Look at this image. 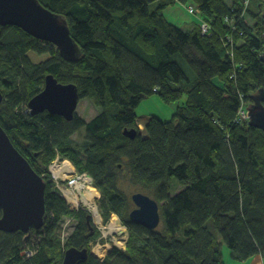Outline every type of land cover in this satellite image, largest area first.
<instances>
[{
  "label": "trees",
  "instance_id": "16d2710c",
  "mask_svg": "<svg viewBox=\"0 0 264 264\" xmlns=\"http://www.w3.org/2000/svg\"><path fill=\"white\" fill-rule=\"evenodd\" d=\"M40 1L67 18L82 54L63 59L54 44L0 23V125L47 182L45 225L0 229V264H62L72 247L90 254L76 264H224L223 241L234 260L264 256V131L242 115L264 87V0L255 11L246 0ZM191 2L200 11L193 30L166 18L170 5ZM31 52L48 57L36 62ZM48 75L77 85L99 115L30 114ZM154 93L182 104L170 120L149 117L144 134L136 109ZM133 128L131 139L124 131ZM57 156L94 178L104 220L115 212L129 227L125 250L115 246L104 261L91 253L101 232L50 182ZM126 179L158 201V228L130 220ZM71 217L77 225L64 240Z\"/></svg>",
  "mask_w": 264,
  "mask_h": 264
},
{
  "label": "water",
  "instance_id": "95a60500",
  "mask_svg": "<svg viewBox=\"0 0 264 264\" xmlns=\"http://www.w3.org/2000/svg\"><path fill=\"white\" fill-rule=\"evenodd\" d=\"M0 23L16 26L39 40L54 44L63 59L75 62L82 51L71 36L67 18L48 7L40 0H0ZM264 62V53L262 54ZM41 92L28 102L30 114L48 111L73 120L79 107L80 92L77 85L61 83L48 75ZM4 95L0 90V109ZM249 125L264 131V87L252 96ZM129 138L137 136L136 129L125 130ZM46 180L35 171L12 143L0 125V229L4 232H28L43 227L46 219ZM136 205L129 214L130 220L154 230L161 222L159 203L147 193L135 192L132 197ZM91 216H89V219ZM92 253V252H91ZM62 264H76L89 258L87 248H69L64 253Z\"/></svg>",
  "mask_w": 264,
  "mask_h": 264
},
{
  "label": "rangeland",
  "instance_id": "374dc122",
  "mask_svg": "<svg viewBox=\"0 0 264 264\" xmlns=\"http://www.w3.org/2000/svg\"><path fill=\"white\" fill-rule=\"evenodd\" d=\"M251 1H252V3H251ZM258 4H259V0H246L245 7L247 5L251 6L252 9H254V11H255V10H257ZM188 5H191V6H188ZM185 8H186V12H188V15L192 16L191 14L193 12H191L190 9L192 10V8H193V10H195L196 5H195V3L191 2L190 4H185ZM172 9H173V7H172ZM248 10H246V12L244 13L245 17L246 16L248 17ZM165 13H166V15L168 16L169 19L175 20V19H173L169 9H167L165 11ZM263 13H264V11H263ZM188 15H183V18L185 16H188ZM250 18H252V15H250L248 20L251 21L250 23L252 24V26L255 25L256 24V20L250 19ZM230 21L231 22L229 24L231 26V23L233 22V20H230ZM174 22H177V21H174ZM231 28H232V26H231ZM228 39H229V42L234 41V39L232 38L231 34H229ZM31 56H32L33 60L36 61V62L42 61L43 59H46L48 57V55H46V54L42 55V56H39V55L35 54L34 52H31ZM142 100L143 101H142L141 105H139L137 107V109H136V111L138 112V122L140 123L139 127H140L141 131H143V129H144L145 125H146V121H147V119L149 117H152L153 115H156L157 117H159L163 121L164 120L165 121L166 120H170L172 118V115H173L174 111H175L174 110L175 107H177L179 104H182V101L167 102L166 100L161 99V97L157 93L149 95V96L143 98ZM79 103L80 104H79V107L77 109V114H79L85 120L94 118L95 116L99 115V112L101 111V109L99 107H97L88 98L80 100ZM248 106H249L248 108H250L249 104H248ZM28 111L30 112L29 107H28ZM248 114H249V111H248V113L245 110L242 111V115L248 117ZM143 133L146 134L144 131H143ZM74 138L76 140H81V138L79 136H77V135H74ZM56 158L61 163H63L64 161L68 160V159L62 160L59 156H57ZM57 159L51 163V164H53V168L55 169V171H57V169L61 168L57 164ZM65 163H67V162H65ZM68 166L73 168L75 171L77 170V168H75L73 162L70 163ZM68 166L65 167V168H68ZM85 181H86V179H85ZM87 184H88L87 185L88 188H85L84 190H80V191L72 190V186H69L68 190H72L73 191L72 195H70L68 197H64V199H65V201L69 202L70 198L72 197V199H73L75 204L73 202H71V201L69 203H71L73 206H75L77 208L81 207L82 205L86 206L87 209L95 212V215H96L97 218L103 217V216H101L102 212L100 211V208H99V202H100L99 199L102 196L101 191H100V189L95 187L96 185L94 186L93 183L89 184V182H88ZM124 188H125V191L127 193H129V195H132L136 191H138V190L140 191L141 190L140 187L132 185L131 183H129L127 181V179L125 180ZM182 189H183V187L180 186L177 191H180ZM90 190L94 194H91ZM86 193L88 194L87 198H89L90 195H91V197L89 199L90 201H88V202L84 200V194H86ZM76 204L80 205V206H77ZM135 207H136V205L134 204V208ZM97 221H99V223H103L102 218L101 219H97ZM108 222H104V223L106 225H108V224H110V225H114V224L121 225L122 224L123 226L126 225V224H124V222L121 220L120 217L119 218L118 217H116V218L114 217V219L111 220V222H109V223ZM62 223H64L63 226L65 228V230H63L64 240H65V238H68L71 235V231L76 227L77 222L75 221V219L73 217H71V218L65 219ZM127 228H128V231H129V227L128 226H127ZM104 230H106V236L108 238H113L115 236V235H113L112 232H110V228L109 227L107 229H104ZM129 236H130V231H129ZM123 237H125V234H122V235L116 237V242H120L119 245H124V242H123V239H122ZM127 243L128 242H126V247H127ZM223 243H224V245H223L222 249H223L224 264H234V261L230 257V248H228V246L225 244L224 241H223ZM110 244L111 243H109V242H105L104 244H100V245L97 244L96 248H95V251H94L95 254L99 255L101 253L100 252L101 247H102V251H104V252L108 251L109 252L113 248ZM125 249H123V250H125Z\"/></svg>",
  "mask_w": 264,
  "mask_h": 264
},
{
  "label": "built area",
  "instance_id": "2783aa9c",
  "mask_svg": "<svg viewBox=\"0 0 264 264\" xmlns=\"http://www.w3.org/2000/svg\"><path fill=\"white\" fill-rule=\"evenodd\" d=\"M190 11L193 12L194 14L195 13H200V11L197 9V7L195 8V10H193V8H192V10L190 9ZM226 20L229 23L231 22L228 18ZM231 25H234V21L231 23ZM209 28H210V24L208 22H206V21H203V23L201 24L202 33H207ZM248 111H249V109H248ZM248 111H247V113H248ZM244 117L250 120V117H246V116H244ZM65 162H67V163H65ZM70 163H72V162L69 159L64 161L63 163H61L57 159V164L61 168L57 169V171H55V169L53 168V164H50L49 168H48L50 170V173H51V178H49V180H50V182H54L57 191H59L58 193H60V195L63 198L72 195V192H73L72 190L80 191V190H84L85 188H88L87 187V185H88L87 183L88 182H89V184H91V183L94 184V178L90 177L89 174L86 173V172H77V170L75 171L73 168L68 166ZM67 166H68V168H65ZM85 179H86V181H85ZM69 186H72V190H68ZM94 186H95V184H94ZM91 194H94V193H92V191H91ZM87 196H88L87 193L84 194V200L88 202V201H90L89 199H90L91 195H90L89 198H87ZM70 201L74 203L72 197L70 198L69 202ZM69 202H68V204L71 206L72 209H78V208L83 207L84 209L89 211L91 216H92L93 222L95 223V225L99 229V232H101V235L98 237V239L93 241L92 244H91V252H92V254H95L94 251H95V248H96L97 244L100 245V244H104L105 242L111 243L110 245L113 248H115V246L120 248V249H125L126 248V242H127L128 238H129L128 237L129 236V231H128L127 226L126 225L123 226L122 224L121 225H119V224H114V225L108 224L109 222H111V220L114 219V217L115 218L116 217L119 218V215L117 213L114 212L107 221H104L103 217L97 218L96 215H95V212L87 209L86 206L82 205L81 207L77 208V207L73 206ZM77 206H80V205H77ZM101 216H102V214H101ZM101 218H102L103 223H99V221H97V219H101ZM104 222H108L107 223L108 225H106ZM108 227L110 228V232H112L113 235H115L113 238H108L106 236V230H104V229H107ZM122 234H125V237L122 238L123 242H124V245H119L120 242H116V237L120 236ZM113 248L109 252L108 251L104 252V251H102V247H101V249H100L101 253L99 255H97V254H95V255L101 261H104L105 258L113 250Z\"/></svg>",
  "mask_w": 264,
  "mask_h": 264
},
{
  "label": "crops",
  "instance_id": "0c3cea01",
  "mask_svg": "<svg viewBox=\"0 0 264 264\" xmlns=\"http://www.w3.org/2000/svg\"><path fill=\"white\" fill-rule=\"evenodd\" d=\"M171 6L173 7V9H172ZM167 9H169L173 19H175V20H171L166 15V18L170 22L176 23L177 25H179L181 27L184 26V27H186L189 30H193V27H195L196 25L199 24L198 23V19H197L198 17L193 16V15L192 16L188 15V12H186L185 6L182 3H177V4H174V5H170V7H168ZM165 11H164V13H165ZM183 15H188V16H185L183 18ZM174 21H177V22H174ZM230 257H231V250H230ZM232 260L234 261V264H237V263L238 264L239 263L240 264H264V256H262L260 254H256V256H253V257H251L250 259H248L246 261H238V260H234V259H232Z\"/></svg>",
  "mask_w": 264,
  "mask_h": 264
},
{
  "label": "flooded vegetation",
  "instance_id": "af4514ba",
  "mask_svg": "<svg viewBox=\"0 0 264 264\" xmlns=\"http://www.w3.org/2000/svg\"><path fill=\"white\" fill-rule=\"evenodd\" d=\"M97 239H98V238H97ZM95 240H96V239H95ZM95 240H94V241H95ZM91 243H92V242H91Z\"/></svg>",
  "mask_w": 264,
  "mask_h": 264
}]
</instances>
